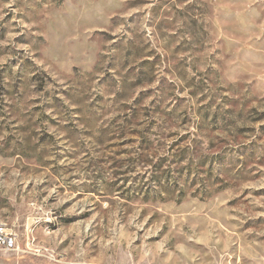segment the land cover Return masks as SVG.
Returning a JSON list of instances; mask_svg holds the SVG:
<instances>
[{
	"label": "rangeland",
	"instance_id": "obj_1",
	"mask_svg": "<svg viewBox=\"0 0 264 264\" xmlns=\"http://www.w3.org/2000/svg\"><path fill=\"white\" fill-rule=\"evenodd\" d=\"M0 223V264H264V0H0Z\"/></svg>",
	"mask_w": 264,
	"mask_h": 264
},
{
	"label": "built area",
	"instance_id": "obj_2",
	"mask_svg": "<svg viewBox=\"0 0 264 264\" xmlns=\"http://www.w3.org/2000/svg\"><path fill=\"white\" fill-rule=\"evenodd\" d=\"M0 250L5 252H16L19 250L16 236L5 227L0 228Z\"/></svg>",
	"mask_w": 264,
	"mask_h": 264
},
{
	"label": "trees",
	"instance_id": "obj_3",
	"mask_svg": "<svg viewBox=\"0 0 264 264\" xmlns=\"http://www.w3.org/2000/svg\"><path fill=\"white\" fill-rule=\"evenodd\" d=\"M144 146L145 147L143 151H147L148 149H151V143H149L148 141H145ZM165 175H166L165 170H162V171L160 170L157 173L154 171L152 176L156 181H158V186H160L161 184L164 183Z\"/></svg>",
	"mask_w": 264,
	"mask_h": 264
},
{
	"label": "bare ground",
	"instance_id": "obj_4",
	"mask_svg": "<svg viewBox=\"0 0 264 264\" xmlns=\"http://www.w3.org/2000/svg\"><path fill=\"white\" fill-rule=\"evenodd\" d=\"M0 228H4V224L0 223Z\"/></svg>",
	"mask_w": 264,
	"mask_h": 264
}]
</instances>
